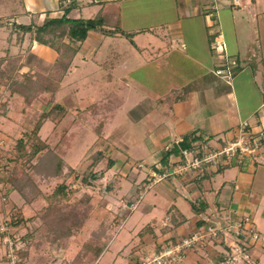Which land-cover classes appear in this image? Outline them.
I'll use <instances>...</instances> for the list:
<instances>
[{
	"label": "crops",
	"instance_id": "obj_1",
	"mask_svg": "<svg viewBox=\"0 0 264 264\" xmlns=\"http://www.w3.org/2000/svg\"><path fill=\"white\" fill-rule=\"evenodd\" d=\"M72 1H75V7L68 13V17L94 18L103 11L111 22L118 20L122 29L135 32L133 43L118 33H107L100 29H90L82 42L71 41L70 45L77 52L53 99V103L64 105L67 113L62 119L51 117L44 122L53 121L54 135L60 125L59 134L66 141H53L51 145L63 146V159L68 166L74 169L86 168L93 161L94 153L102 151V158L93 167V171L105 179L115 175L114 180L108 179L113 189L108 197L111 201L107 203V210L110 213L112 209L116 211L110 214V220L117 214L119 221L115 226L120 223L125 226L129 222L127 239L119 251L125 250L128 241L137 239L124 256L127 258L126 264H134L138 257L155 252L168 240L188 235L202 226L206 219H216L215 215L219 212L225 213L228 225L248 215L253 227L261 230L256 218L264 220V150L245 155L239 161L228 162L223 159L202 174L192 172L170 176L154 184L143 194L138 208L123 216H120L119 200L133 189L135 179L144 176L142 172L137 175L132 173V161L151 165L161 163L164 166L169 157L165 162L162 157L168 148L180 146L183 140H187L189 145L202 142L208 146H219L237 135L243 121H247L253 131L264 129V0H243L241 6H236L240 10L234 9L224 0H156L161 2L160 6L167 3L168 11H164L162 22L145 27L137 25V20H134L136 14L142 11L141 0ZM25 4L24 0L22 7L15 10L11 9L8 2L0 0V28L12 26L13 22L41 25L47 16L44 11L35 12L29 8V4ZM54 4L49 17L60 16L65 7L70 5L68 0H54ZM132 15L133 20L129 19ZM194 22H198V26H193ZM146 33L153 34L154 39L149 40L141 35ZM26 34L29 35V46H42L35 41L31 43V34ZM22 35H19L18 41L23 40ZM120 36L126 38L136 50V57L130 54L132 61L129 63L124 58L127 54L119 52V42H113ZM216 40L223 43V52L215 46ZM177 53L187 56L189 64H185L195 68L199 75H211L207 81L215 82V76L218 77L216 84H213L216 87L204 92L187 90L178 94V88L184 89L188 83L186 80L176 83V86L169 83L165 94L158 95L151 85L144 86L130 78L134 73L138 75L137 72L147 63L153 65L154 72L161 74L164 72L161 69L164 64L162 60L169 59V65H172V57ZM77 55L81 58L80 63L75 62ZM57 56L58 52L48 47V50H43L42 57L37 59L42 65L50 66ZM26 67L24 65L26 70H35ZM100 70H103L101 79L105 84L101 86L93 82L92 76L90 81L83 83L84 89L90 90L79 97L80 90L74 86V81L80 76L88 77ZM62 90V94L68 97L65 101L56 98ZM96 96L98 99H94ZM130 98H135L134 102L130 101L132 107L125 104ZM36 103L42 105L43 111L44 104ZM91 105H95L94 111L85 113L84 110ZM132 110L137 114L132 119L129 117V120L142 122V129L146 131L138 141L141 144L147 140L144 151L137 143L127 148L121 147L125 141V144L130 143L128 138L121 136L124 132L120 131V126L123 118L126 114L129 116ZM21 112L24 113V109ZM123 112L124 115H121ZM94 134L95 139L92 140ZM119 136L125 141L122 142ZM81 145L86 147L82 153ZM85 155L87 165L81 162ZM70 160L74 162L70 163ZM96 166L103 168L97 171ZM125 180H129V186L123 190ZM41 182L46 183L39 180V188ZM8 198L11 205L6 207L0 202V211L6 215L11 207H15L23 211L24 215V206L30 204H24L16 190L10 191ZM249 244L251 260L247 264H264V242L250 241ZM226 250L227 245L223 241L207 239L187 251L186 263L173 261V264H211L223 260Z\"/></svg>",
	"mask_w": 264,
	"mask_h": 264
},
{
	"label": "trees",
	"instance_id": "obj_2",
	"mask_svg": "<svg viewBox=\"0 0 264 264\" xmlns=\"http://www.w3.org/2000/svg\"><path fill=\"white\" fill-rule=\"evenodd\" d=\"M69 4L60 16H46L41 25L12 23V27L20 30L23 34L30 33L32 41L46 45L58 52L55 62L50 66H45L44 74L40 75L30 68L21 72V68L26 64L20 61V57L9 54L0 56V116L7 115L10 103L14 100L10 96L14 94L22 97L26 105L33 106L34 103L41 102L45 106L43 111L23 122L25 131L15 140L13 157L5 158V160L0 157V175L4 176L1 186H4L3 183L9 186L2 192L1 196L4 200L1 197V202L4 205L9 202L8 194L12 190H16L20 194L24 204H31L40 199L45 200L47 205L31 217H23L21 213L14 214L12 211L15 207H11L8 210L10 215L7 220L11 228L16 226L17 229L22 224L28 225L27 222L30 221L31 226L26 228L23 234L21 233L22 238H35L44 231L42 233L53 244L63 243L65 239L78 233L89 218L88 210L79 211L76 205L70 203V196L74 195L82 199L83 195L78 193L79 188L92 186L98 180L99 177L96 176L98 172H94L93 167L102 158V151H96L93 161L88 167L74 169L65 163L63 159L65 150L62 145H49L39 136V130L48 117L62 119L67 113L64 105L58 102L53 103V99L62 77L77 52L70 42H82L90 29H100L112 34L118 33L131 43H133L132 38L135 34V32L122 29L118 20L115 22L112 19L111 22L103 11H100L94 18L68 17V13L75 7V1L69 0ZM62 49L64 55L59 53ZM1 88L10 93L8 97L3 94ZM94 108L95 105H91L84 111L85 113L93 112ZM190 146L187 144V140H183L180 146L174 145L168 148L163 153L162 161L165 162L168 157L178 155L182 148ZM21 162L23 167H19ZM108 162L111 165V161ZM37 178L46 183L53 178H57L58 181L49 193H45L39 188ZM71 181L75 182L77 186L71 187ZM107 188L110 186L108 185ZM37 218L45 222L41 225L42 228L36 226ZM118 221L119 216L115 214L109 225L111 223L114 225ZM107 230V227H102L91 236V239L86 240L81 246L83 257H77L69 264H92L96 261L106 248ZM15 231L17 230L15 229Z\"/></svg>",
	"mask_w": 264,
	"mask_h": 264
},
{
	"label": "rangeland",
	"instance_id": "obj_3",
	"mask_svg": "<svg viewBox=\"0 0 264 264\" xmlns=\"http://www.w3.org/2000/svg\"><path fill=\"white\" fill-rule=\"evenodd\" d=\"M224 1L229 2L228 0H224ZM5 2H8V4L12 6L11 9H15V10H19L24 4V0H5ZM25 2L27 5L29 4V8H31L33 11L35 10H36L35 12L44 11V15L46 14L47 16H50L52 14L51 10L55 6L54 0H25ZM129 3L131 2L129 1ZM141 3H143L142 11L141 13L136 14V18L134 19L135 21L137 20V25H141V27H145V26H149L150 24H154L159 21L162 22L164 11H168L166 10L167 9L166 7L168 6L167 3H163V5L161 6L159 5L161 2H158L156 0H141ZM169 5L171 4L169 3ZM233 8L240 10V8H236V6H233ZM179 12L180 10H178V15H179ZM126 13L128 14L127 11ZM35 19L36 18H34L33 20ZM129 19L133 20V15L132 17H129ZM127 22L129 23V20H126V23ZM193 26H198V22H194ZM20 34H23V33L20 30L15 31L14 27L10 25H8L7 27L5 25V26H2V28H0V55L4 56L6 54H9L11 56H16V57L21 56L20 58L22 59H20V61L21 60L24 61L28 68L30 66L33 69H35L36 73L40 75L44 74L45 65H42L40 62H38L37 57H42L43 50H48V47L46 46L43 47V45L42 46L34 45L33 47H31L32 45L29 46L28 45L29 35L27 34L26 35L23 34L22 35L23 40L18 41ZM141 35H144V37L149 40L154 39V36L151 33H146V34H141ZM193 35L195 37V33ZM118 38L114 39L113 42L115 41L119 42V45H118L120 47L119 52L127 54L124 58H125V61L126 62L128 61L129 63L132 61L130 54H133V56L136 57V50L126 38L122 36ZM167 39L170 40L168 36H167ZM173 41L175 42V40ZM32 42L33 41L31 40V43ZM175 43L177 44V42ZM244 47L245 46L243 45L242 48ZM62 51L64 50L62 49L59 53H62ZM218 51L223 52V47H221V49ZM62 55L64 54L62 53ZM80 59L81 58L79 57V55H77L75 57V62L80 63ZM172 59H173L172 65H169V62H170L169 59L162 60V63L164 64H162L163 67L161 69H163L164 72H161V74H159L157 71L154 72L153 65H151V63H147L145 64V66L142 67V69L139 70V72H137L138 75L134 73L130 75V78H134L136 82L139 81V84L141 85H144V86L151 85L152 87H154L153 89L154 91H156V93H158V95L165 94V91H167V88L170 84L175 85L176 83L179 84L181 81L185 82L186 80H188V83L185 85L184 89L178 88V91H177L178 94L184 93L187 90H191V91L199 90L200 92H204L206 90L211 89L213 86L216 87V85H213V84H216V82L218 81V77L215 76L214 78L215 82L207 81L209 78H211V75H206L204 77L202 75H199L198 71H196L195 68H192V66L188 65L189 58L187 56L177 53L174 55V58L172 57ZM185 63H188V64H185ZM46 64H49V63L46 62ZM184 64L188 67V69L186 68ZM25 70L26 69L24 67L21 68V72ZM102 75H103V70H100L99 72L94 71L88 77H86L85 75V76H80L79 79L77 78L74 81L75 82L74 86L79 87V90H80V92L78 93L79 97L84 96V94L90 90L89 88L84 89L85 87H83V83H86L87 82L86 80L90 81L92 76H94L92 78L93 82L100 84L101 86L104 85L105 83H103V80L101 79ZM162 75H163V78L161 77ZM166 78L168 80H166ZM1 91L7 97L10 94L7 90H4L3 88H1ZM62 93H64L63 90L60 92V94H57L56 98L60 99L61 101H65L68 97L65 96L66 94L63 95ZM10 97H14L15 100L10 103L7 117L5 116L0 117V157L3 158L4 160L5 158L13 157L14 155L15 140L17 137L20 136L21 133L25 131L22 121L34 117L35 115L40 113V111L42 110V105L38 103H35L36 106L26 105L23 102L22 97H20L19 95L14 94V95H11ZM62 97L63 99H61ZM94 99H98V96H96ZM133 99L130 98V100L126 101L125 102L126 106L132 107L133 103H131L130 101H132ZM134 101L135 100H133L132 102ZM22 109H24V113L21 112ZM136 114L137 112L135 110H132L129 113V116H127L126 114V117L123 118L122 125L120 126V131L124 132V134H122L121 136H123L124 138L125 137L128 138L130 140V143L125 144L126 141L121 136H119V138L122 142L125 141L123 143L124 145L121 146L122 148H125V147L127 148L130 144L133 145L134 143H137V145H140V149H143L144 151L147 148V145L145 144L147 140H145L142 143L140 142L141 144L138 143L143 133L144 132L146 133V131L142 129V122L135 123L129 120L130 119L129 117H131L132 119L134 118L133 116H136ZM121 115H124V112ZM49 118L50 117H48V119ZM53 126H54L53 121L52 122L47 121L41 127V130H39V136L41 137V139H45L49 145H51L53 141H57V142L58 140L60 142L66 141V139L64 138L62 139L59 134L61 131L60 125L55 130L56 135H54ZM75 132H78V131H75ZM59 136L61 139L59 138ZM91 138L92 140H94L95 134L91 136ZM58 146H60V144H58ZM76 147H77V144H76ZM84 147L85 146L81 145V153L86 148ZM135 153H137V150H135ZM132 155L134 154L132 153ZM85 157L86 155L83 156L82 161H81L83 165H87V162H86L87 159H85ZM73 162L74 161L70 160V163H73ZM19 165H20L19 167H23L22 162ZM102 168H103L102 166H96L95 169L99 171ZM98 175L99 174L97 173V178L99 177L98 180L94 182L93 185L90 186L88 190H86V187L79 188L78 193L83 195L82 199L78 196H74V195L70 196V203L76 205L77 206L76 208L79 211L86 209L88 210V213H89V218L87 219L84 226L80 229V231L78 233H74L68 239H65L63 243L58 242L57 244H53L44 235V233H42L44 231L40 232V235L36 236L35 238H30L31 243L25 246L23 250H20L18 252V257L21 260L22 264H56L55 262L59 260L62 261L61 262L62 264L63 263L69 264L75 261L77 257L79 258L83 257L82 256L83 252L81 248L82 244H84L86 240L91 239V236L93 234H96L100 229H102V227L108 228L106 232L107 234L105 235V239H106L105 241L107 245L104 251L102 252V254L99 256V258L96 261L92 262V264H126L125 260H127V258H125L124 256L127 255L126 253L128 251V248L131 245H133L137 241V239L134 241H128L129 243L127 247L125 248V250L119 251L123 242H125L127 239V236H128L127 226L129 222L125 226H123L124 223L122 224L120 223L118 224V226L117 225L115 226L112 223L109 225L110 214L113 215V212L116 213V211H114L113 209L111 213L110 211L107 210L108 209L107 203L111 201V199H109L108 197L111 196L112 193L110 191H112L113 189L111 187L107 188V186L112 183H108L109 182L108 179L110 177H108V179H105L104 176H98ZM114 176L111 177L112 180H114ZM3 180H4V176L0 175V182H3ZM52 180L53 181H49V183H44V182L40 183V187L45 193H49L52 190V188L55 185V182H57L58 179H52ZM73 181H71L70 184H71V187L74 188L77 185L73 186L76 184ZM3 185L4 186H1L0 184L1 192H3L8 186L5 183H3ZM128 186H129V180L123 181L122 189L124 190ZM84 194H90V195H84ZM1 201L2 200L0 197V202ZM5 205L6 207H8V205H11V202L9 201ZM46 205L47 203L45 200H40L38 203L36 202L26 207L24 206V211H25V213H23L24 215H22L23 211H20V212L18 211L19 208H15L12 212L14 214L21 213V216L23 217H31L34 214H36V212H38L42 207ZM9 215L10 214L8 212H6V215H5L4 212L0 211V221L5 218L8 219ZM256 220H257V225L261 226L262 229L259 230V228H256L255 225H254L255 226L254 228L261 236H264V220L257 219V218ZM44 223L45 222L37 218L36 226H40V228H42L41 225H43ZM27 224L28 225L26 226L22 224V226L19 227L18 229L16 228V226L15 227L13 226L11 229L12 230L16 229L17 231L20 230L18 232L23 234V232H25V229L26 228L28 229V227L31 226V222L29 221L27 222ZM259 240H262V239H259ZM130 250L131 249L129 248V251Z\"/></svg>",
	"mask_w": 264,
	"mask_h": 264
},
{
	"label": "built area",
	"instance_id": "obj_4",
	"mask_svg": "<svg viewBox=\"0 0 264 264\" xmlns=\"http://www.w3.org/2000/svg\"><path fill=\"white\" fill-rule=\"evenodd\" d=\"M228 1L231 6H241L243 2V0ZM216 47H223V43L216 40ZM217 72L220 73L221 71ZM249 126L247 121L241 122L237 135L216 147L197 142L188 148H182L178 155L170 156L164 166L161 163L151 165L142 161H132L130 164L132 173L142 172L144 176L139 180L135 179L133 189L120 198V216L136 210L143 194L154 184L165 181L170 176H181L192 172L202 174L223 159L228 162L239 161L245 155L264 150V129L253 131ZM89 187L86 186V190ZM1 195L2 192L0 191V197H2ZM2 199L4 200L3 197ZM224 214L219 212L215 215L216 219H206L202 226L186 236L168 240L155 252L138 257L134 264H173V261L186 263L187 251L207 239L220 240L227 245L226 257L221 261H213L211 264H247L251 260L250 241L264 242V236L255 230L250 216L247 215L239 220H234L228 225L229 221L225 222L227 218ZM230 237L231 239L228 241ZM30 243V239L22 238L20 232L11 230L7 218L0 221V264H22L18 252ZM61 262L59 260L55 263L62 264Z\"/></svg>",
	"mask_w": 264,
	"mask_h": 264
}]
</instances>
